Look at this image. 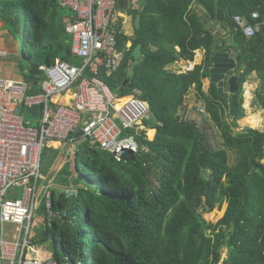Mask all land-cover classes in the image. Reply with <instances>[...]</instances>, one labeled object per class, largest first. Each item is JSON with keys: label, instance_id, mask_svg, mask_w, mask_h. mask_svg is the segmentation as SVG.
Segmentation results:
<instances>
[{"label": "trees", "instance_id": "trees-1", "mask_svg": "<svg viewBox=\"0 0 264 264\" xmlns=\"http://www.w3.org/2000/svg\"><path fill=\"white\" fill-rule=\"evenodd\" d=\"M118 2L122 17L116 38L125 57L111 77L104 72L100 77L118 95L141 91L151 108L146 124L156 136L142 139L148 153L141 152L133 163H114L104 152L92 155L89 142L72 155L66 145L47 149L42 175L59 169L55 182L67 189L53 190V213L59 215L51 221L41 207L47 227L34 234L33 242L52 241L56 259L71 264H264V134L233 130L245 117L243 86L254 73L261 81L258 99L264 109V29L247 39L234 22L236 16L250 18L264 0H146L140 11L130 10L127 0ZM63 11L55 0H0V19L8 32L16 38L26 29L28 49L21 50L25 62L20 72L32 84L29 94L40 91L42 67L57 59L82 63L71 56L64 22L71 14L67 18ZM137 15L139 30L134 27ZM123 16L133 20V39L124 32ZM211 22L226 35L217 37L213 28L206 29ZM138 44L144 56L132 78L134 87H124ZM221 45L239 53L238 70L244 68L231 96L239 114L234 125L225 121L229 96L221 97L209 79L211 57ZM197 51L202 60L192 71L170 69L181 60L194 62ZM192 88L224 148H214L204 128L180 116L181 110L188 112ZM228 151L237 156L233 166ZM83 181L94 190L82 186ZM225 203L226 213L217 224L204 219L203 214Z\"/></svg>", "mask_w": 264, "mask_h": 264}, {"label": "built area", "instance_id": "built-area-1", "mask_svg": "<svg viewBox=\"0 0 264 264\" xmlns=\"http://www.w3.org/2000/svg\"><path fill=\"white\" fill-rule=\"evenodd\" d=\"M55 1L71 14L65 31L72 39L71 56L82 63L57 59L42 67L44 78L34 94H29L32 84L26 80L0 78V264L70 262L58 261L53 252L33 242L35 214L41 207L50 221L59 215L53 213V183L44 184L45 194L42 199L39 195L46 149L66 145L72 155L76 145L91 142L118 163L125 153H148L142 139L150 140V105L141 99L140 90L118 95L100 77L102 72L107 77L116 73L125 57L116 38L122 17L118 0ZM142 1L127 0L128 8L140 11ZM234 22L245 38L256 37L264 29V6L250 18L236 16ZM190 71L192 66H186L184 73ZM35 107L39 111L33 125L25 116ZM199 111L206 114L205 109ZM13 189L23 190L21 199L7 198Z\"/></svg>", "mask_w": 264, "mask_h": 264}, {"label": "rangeland", "instance_id": "rangeland-1", "mask_svg": "<svg viewBox=\"0 0 264 264\" xmlns=\"http://www.w3.org/2000/svg\"><path fill=\"white\" fill-rule=\"evenodd\" d=\"M64 16H66L67 18L70 15V12L65 10L63 11ZM123 28H124V32L125 34L130 37L131 39H133L135 37V31H134V27H133V20L130 17H125L124 21H123ZM1 33H3V31L0 30V35ZM16 42L18 44V48L19 51L21 53V50L23 48H27V41H26V29L25 26L23 27L22 33L21 35H19L18 37L15 38ZM1 40V38H0ZM1 43H0V48H1ZM132 46V42H129L127 44V48H131ZM28 49V48H27ZM232 53H235L232 50ZM21 62H25V59H23L21 57ZM20 62V63H21ZM18 63V62H16ZM16 66L9 62L8 60L5 59H0V78L3 79H9L15 82H22L23 80H25L24 75L18 71V69L15 68ZM173 69L171 68L172 71H180L181 73L185 72V67H184V63H182L181 61L178 64H175L174 66H172ZM257 81V82H256ZM261 87V81L258 79V76L256 73L252 74L246 84L243 86V108L245 110V117L241 120L236 121L235 123L237 124V127H235L233 130L237 133H241L244 131H248V130H255L258 131L259 133L264 134V109L260 106V101L258 99V91L260 90ZM246 93V94H245ZM229 96V93H228ZM186 105L188 106V112L181 110L179 112L180 116H182L185 120L188 121H195L197 122L201 128H204L203 130L206 131V133L209 136V139L211 141V144L214 148H224V142L223 139L221 137V133L219 132L218 128L212 123L209 115L207 114H203L201 113L199 110H203L204 108V104L201 101V99L198 96V93L196 91L195 88H192L187 96V100H186ZM258 114L260 116V118L262 119V127L259 129H252L248 126H245L243 124L244 120L250 115V114ZM26 120H31L33 125L37 124V117L35 118H31L28 116H25ZM235 119L233 117L230 116L229 111L227 110L226 112V117H225V121L228 124L234 125L233 121ZM154 131L155 130H151ZM149 135V134H148ZM156 135V132L154 133L153 137L149 136L150 140H154ZM89 152L92 155H99L102 153V151L100 150V148L96 145H94L93 143L89 142ZM76 151H80V150H84V147H81V145H76L75 146ZM53 149H60L59 147L54 146ZM229 155H230V165L233 166L236 163L237 160V156L234 152L232 151H228ZM50 151H48L47 149L44 151V154H49ZM43 154V155H44ZM114 161V160H113ZM114 163H116V161H114ZM264 163V161H263ZM59 169H56L55 167L52 168L51 170V174L47 177H45L46 183L47 182H51L53 183V188L56 189L57 191H62V190H66L67 188L58 186L56 184V179L58 177V171ZM209 175V174H208ZM45 183V185H46ZM45 185H42V182L39 185V195H41V199L43 198L45 191ZM71 189H73V187H71ZM22 194H23V190L22 189H13L10 193L9 196L7 197L8 199H21L22 198ZM43 202V201H41ZM228 204L225 203L221 208H216L214 211H212L211 213H207V214H203L204 219L211 224H217L225 215L226 210H227ZM34 234L38 233L40 230H44L47 227V222H46V218L43 216V214L39 211L35 214V219H34ZM8 229H13V226H8ZM45 248H47V250L54 252L53 251V243L52 241H48L43 245ZM60 254H63L62 250H59ZM227 258V250L224 251V255H223V259ZM69 264H71V262H69ZM75 264H78L77 262H75Z\"/></svg>", "mask_w": 264, "mask_h": 264}, {"label": "water", "instance_id": "water-1", "mask_svg": "<svg viewBox=\"0 0 264 264\" xmlns=\"http://www.w3.org/2000/svg\"><path fill=\"white\" fill-rule=\"evenodd\" d=\"M145 4L146 1H142L141 7L143 8ZM140 24L141 16L137 15L134 20V27L136 30L140 29ZM213 24L214 22L207 24L206 29L212 28ZM218 29L220 32H223L225 34L227 33L226 30L221 26ZM223 48L224 46L222 45L220 47H215V53L212 55L210 60L211 68L209 69V79L211 82L217 85L218 93L221 97H226V95H228L229 93L230 115L234 118L235 116H239V114L237 112L236 104L231 96L236 94V92L238 91V81L244 71V68L238 70L239 66L237 63V59L239 53H234L233 55L231 48ZM143 56V45L138 44L132 53L133 64L129 71L128 78L124 83V87H134L132 78L135 74L136 67L139 65ZM38 111V107L32 108L27 112L26 116L36 117ZM123 161L126 163H133L136 161V158L133 154L125 153L123 155ZM82 186L87 187L90 190H94V186L87 181H83Z\"/></svg>", "mask_w": 264, "mask_h": 264}, {"label": "crops", "instance_id": "crops-1", "mask_svg": "<svg viewBox=\"0 0 264 264\" xmlns=\"http://www.w3.org/2000/svg\"><path fill=\"white\" fill-rule=\"evenodd\" d=\"M219 27L220 25H216L214 23L212 27L213 33H215L217 37L219 36L221 37V35H226L225 33L219 31L218 29ZM0 30L3 31V33H1L0 35V38H1L0 43L2 44L0 48V59L8 60L9 62L13 63L16 66L15 68L18 69V71H20L21 54L18 48V44L16 42V39L8 32L5 24L2 22L1 19H0ZM195 54H196V57H195L194 62L181 60V62L184 63V67L191 65L192 70H193L196 64H198L202 60V54L200 51H197ZM171 68L173 69V67H170V69ZM56 150H59V149H56Z\"/></svg>", "mask_w": 264, "mask_h": 264}, {"label": "bare ground", "instance_id": "bare-ground-1", "mask_svg": "<svg viewBox=\"0 0 264 264\" xmlns=\"http://www.w3.org/2000/svg\"><path fill=\"white\" fill-rule=\"evenodd\" d=\"M256 82H257V81H256ZM245 94H246V93H245ZM243 124H244L245 126H248V127L252 128V129H259V128L262 127V119L260 118V116H259L258 114H255V115H254V113H253V114H250V115L244 120ZM154 133H155L154 131H150V132H149V136H150V137H153V136H154ZM54 146L59 147L58 144H54ZM54 146H53V148H54Z\"/></svg>", "mask_w": 264, "mask_h": 264}, {"label": "flooded vegetation", "instance_id": "flooded-vegetation-1", "mask_svg": "<svg viewBox=\"0 0 264 264\" xmlns=\"http://www.w3.org/2000/svg\"><path fill=\"white\" fill-rule=\"evenodd\" d=\"M233 55H234V53H233Z\"/></svg>", "mask_w": 264, "mask_h": 264}]
</instances>
